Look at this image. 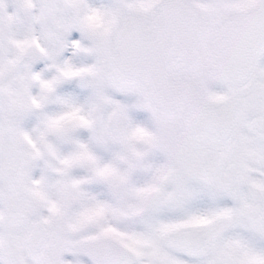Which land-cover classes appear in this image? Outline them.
<instances>
[{"label":"snow or ice","instance_id":"6c2138e0","mask_svg":"<svg viewBox=\"0 0 264 264\" xmlns=\"http://www.w3.org/2000/svg\"><path fill=\"white\" fill-rule=\"evenodd\" d=\"M0 264H264V0H0Z\"/></svg>","mask_w":264,"mask_h":264},{"label":"rangeland","instance_id":"374dc122","mask_svg":"<svg viewBox=\"0 0 264 264\" xmlns=\"http://www.w3.org/2000/svg\"><path fill=\"white\" fill-rule=\"evenodd\" d=\"M66 259H69V260H71V259H73V258L69 256V257H66Z\"/></svg>","mask_w":264,"mask_h":264}]
</instances>
